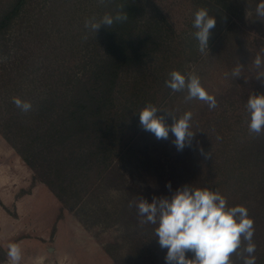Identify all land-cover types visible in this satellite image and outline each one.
<instances>
[{
  "label": "trees",
  "instance_id": "16d2710c",
  "mask_svg": "<svg viewBox=\"0 0 264 264\" xmlns=\"http://www.w3.org/2000/svg\"><path fill=\"white\" fill-rule=\"evenodd\" d=\"M110 1L114 4L110 14L122 11L128 20L111 28L104 26V52L91 65L67 73L39 94L27 87L20 93L19 88H9V80L0 74V92L6 93L0 97V135L34 172V181L45 184L64 208L76 212L80 222L87 226V220L95 218L105 226L122 228L127 244L125 264H166V249L159 246L156 225L141 224L135 204L140 198L148 202L154 196L171 198L183 186L219 191L228 207L245 206L254 221L256 264H264V133L249 134L246 111L251 94H264V78L257 79L254 68L247 73L242 69L239 87L216 99L215 109L206 105L197 123L194 117L191 130L195 135L190 143L182 151L175 149L160 172L147 169L151 178L145 189H121L115 162L136 155L137 143L148 133L140 126L139 112L152 104L160 109L158 116L166 114L164 103L174 92L165 81L180 66L181 60L176 59L195 37L177 40L158 19L144 22L143 0ZM28 2H11L0 16V37L4 39ZM207 5H213L203 2L209 12ZM221 14L214 16L219 19ZM253 17L260 18L256 12ZM260 25L264 37V20ZM226 33L210 37L209 46L223 45ZM2 46L8 49L6 43ZM192 50L197 51L193 46ZM233 51L232 46L222 49L229 57ZM14 97L31 102L32 110L22 112L13 103ZM142 153L139 162L153 167L156 159L146 148ZM168 182L171 189L166 187ZM108 184L121 192L114 209L100 201L102 193L108 195ZM91 203L98 208L87 209ZM244 246L246 242L238 252ZM188 258L193 254L188 253ZM230 258L234 264H243L237 253ZM6 260L7 249L0 245V264Z\"/></svg>",
  "mask_w": 264,
  "mask_h": 264
},
{
  "label": "rangeland",
  "instance_id": "374dc122",
  "mask_svg": "<svg viewBox=\"0 0 264 264\" xmlns=\"http://www.w3.org/2000/svg\"><path fill=\"white\" fill-rule=\"evenodd\" d=\"M12 1L0 0V16ZM143 1L146 3L144 22L158 19L177 40H188L194 35V14L204 8L203 2L213 5L212 8L207 5L209 15L214 16L222 11L219 19L214 16L217 23L210 37L226 31L224 44L217 48L209 46L208 51L201 53L198 41L191 37L182 55L176 59L181 60L180 66L174 67V70L186 76L189 73L198 75L202 86L216 99L239 87L241 76L235 79L230 75L238 63L247 73L251 68L256 69L253 64L256 55L264 56L263 26L260 25L264 18L256 20L253 17L259 0ZM113 5L110 0L105 4L98 3V0H29L4 39L0 37V74L9 80V88H19L20 93L25 92L27 87L38 94L43 93L50 85L59 83L67 73H77L83 66L91 65L103 55L101 34L104 26L95 33L85 28V21L93 17L99 20L105 14H110ZM4 43L8 49H4ZM192 46L197 51H193ZM230 46L234 48L231 57L230 53L222 52V49ZM225 73L229 75L226 77ZM5 94L1 95L0 92V97ZM186 94V90L174 92L172 98L164 103L166 124L173 123L167 112L179 118L187 111L192 113L191 126L194 117L197 123L207 104L199 100L186 103ZM174 140L171 132L167 140H158L148 132L145 139L137 143L136 155L129 154L115 162L116 173L120 176L119 187L138 191L145 189L151 178L147 169H159L160 172L162 167L167 166L177 149ZM6 147H9V156L13 153L20 165L12 166L13 174L9 168L11 165L1 171L9 175L15 188L9 185L5 187L10 193L6 198L9 199L8 206L0 210V245L7 249L9 243L19 244L23 257L20 264H125L127 244L122 239L119 225L105 226L95 218L88 219V225H84L76 212L64 208L45 184L34 181V172L0 135V152ZM145 148L151 158L156 159L153 167L139 162ZM15 167L18 171H15ZM108 185V195L102 193L100 201L109 209H114L121 192L115 190V186L109 185V189ZM16 188L18 192L15 198L22 200L24 197L23 202L20 200L22 204L19 210L11 201ZM89 208H98V205L91 203ZM79 213L82 215L84 212L79 209ZM107 250L111 252L110 255L106 253ZM1 264H9L8 259Z\"/></svg>",
  "mask_w": 264,
  "mask_h": 264
},
{
  "label": "clouds",
  "instance_id": "9594fccd",
  "mask_svg": "<svg viewBox=\"0 0 264 264\" xmlns=\"http://www.w3.org/2000/svg\"><path fill=\"white\" fill-rule=\"evenodd\" d=\"M109 0H98L105 4ZM256 15L264 18V0H259L255 9ZM128 20L127 14L118 11L114 16L105 14L101 19L85 21V28L97 33L101 26L111 28L114 23H122ZM216 26V19L209 15L206 8L198 9L194 14L193 28L196 29L194 37L198 41V50L201 53L208 51L211 30ZM87 39V37H85ZM258 70L257 79L264 78V56L257 54L253 60ZM243 66L238 65L231 71L233 78L242 74ZM229 73H225L227 77ZM165 86L172 92L187 94L184 101L199 100L206 103L209 109H215L218 104L214 95L202 86L198 75L189 73L187 76L178 70L169 73ZM13 103L22 112L32 110L29 101L19 97L13 98ZM160 111L152 104L145 105L139 112L140 126L160 140H167L169 133L175 137L173 141L180 151L191 141L195 132L191 130L192 113L185 112L182 116L168 113L173 123H165L164 116H158ZM246 111L249 114L248 132L250 135L264 133V94H251L247 100ZM217 139H220L217 137ZM166 187L171 189V183ZM132 205L130 204V207ZM137 214L142 219L141 224L156 225L155 236L161 249H166L164 257L166 264H234L230 258L233 253L241 256L243 264H256V245L253 242L254 221L248 215L245 206L237 205L228 207L226 198L219 193L207 188L193 189L190 186L178 188L171 196L153 197L151 202L140 198L135 204ZM246 242L242 252V243ZM188 253L193 258H188ZM22 250L19 244L7 245V259L9 264H20Z\"/></svg>",
  "mask_w": 264,
  "mask_h": 264
},
{
  "label": "crops",
  "instance_id": "0c3cea01",
  "mask_svg": "<svg viewBox=\"0 0 264 264\" xmlns=\"http://www.w3.org/2000/svg\"><path fill=\"white\" fill-rule=\"evenodd\" d=\"M12 155L9 156V147H6L5 150H2L0 152V210H4V207L8 206V200L6 198H9L8 195L10 193L9 189L6 190L5 187L6 186H12L13 188H15L14 186V182L11 181V178L9 177V175H4L1 171L6 167L8 169V167L10 168V171H12L13 174V169L12 166L14 167V165L16 166V164H19V159L17 157L14 156L13 153H11ZM20 165V164H19ZM20 168H24L23 165L20 166ZM15 171H18V169H16L15 167ZM21 174V173H20ZM18 175V174H16ZM24 175V174H23ZM23 177V176H22ZM20 181L23 182V179ZM18 188V187H17ZM17 188L14 189L13 191V200H11L13 203L16 204V206H18V210H19V206L20 204H22L21 202H23L24 197L22 198V200L20 198L16 199L15 195L18 192ZM21 200V202H20Z\"/></svg>",
  "mask_w": 264,
  "mask_h": 264
}]
</instances>
